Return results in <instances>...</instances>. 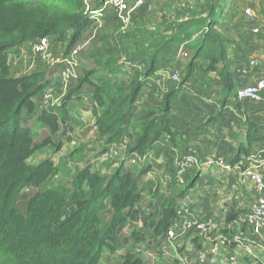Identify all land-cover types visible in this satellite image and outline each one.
Listing matches in <instances>:
<instances>
[{"label": "trees", "instance_id": "1", "mask_svg": "<svg viewBox=\"0 0 264 264\" xmlns=\"http://www.w3.org/2000/svg\"><path fill=\"white\" fill-rule=\"evenodd\" d=\"M104 1L93 0L89 5L87 0H0V264H102L106 255L111 258L113 248H117L116 254L124 251L115 258L118 264H145L143 257L133 253L135 245L145 244L134 228L136 223L147 229L150 244L157 248L152 252L162 258L158 237L171 228L181 204L178 200L190 189L188 185L175 197H162L161 188H154L148 178V154L160 153L165 137L171 143L176 141L165 114L178 89L192 77L195 62L205 63V73L217 72L223 84L230 82L225 69L229 40L217 29L214 16L216 10L223 9L219 5L222 0H203V7L185 3L175 7L172 15L164 14L148 32L141 33L140 39L133 40V50L123 56L129 68L122 70L118 64L121 56L97 57L92 69L67 89L59 106L48 111H36L35 100L51 84L56 67L49 73L12 76L10 50L46 37L68 55L93 23L88 10L99 9ZM117 27L122 28L118 20ZM179 46L191 55L182 82H165L167 92L160 96L161 109L132 117L127 124L147 80L163 64L175 62ZM220 64L224 66L218 70ZM95 76L98 78L93 82ZM225 91L230 97L232 84ZM84 92L92 100L96 140L104 144L97 155L107 154L133 130V139L126 142L121 159L109 167L112 172L107 173L108 164L99 168L88 162L67 175L69 161L77 152L58 164L50 159L30 164L29 160L48 145L60 150L61 143L53 136L66 122L70 102L80 100ZM158 112L164 113L159 119ZM35 115L50 131V136L37 144L27 126ZM136 156L147 160H141L133 170L130 158ZM170 163L167 159L166 166ZM169 171L171 174L173 169ZM169 186H176L173 179ZM146 191L152 198H163L162 202L153 207L141 204ZM128 225L134 228V242L118 249L115 241ZM201 242L193 239L198 253Z\"/></svg>", "mask_w": 264, "mask_h": 264}, {"label": "crops", "instance_id": "2", "mask_svg": "<svg viewBox=\"0 0 264 264\" xmlns=\"http://www.w3.org/2000/svg\"><path fill=\"white\" fill-rule=\"evenodd\" d=\"M185 3L203 7V0H180V6ZM219 5L223 9L216 10L214 16L218 20L217 29L229 40L225 69L230 73V82H226L228 85L223 84L217 72L205 73V63L197 61L192 77L178 89L171 102L170 111L165 114L176 141L171 143L165 137V142L159 145L161 152L156 150L149 153L147 160L151 165L148 178L159 176L153 184L154 188H161V194L167 187L165 182L161 183L163 176L165 178L170 172L169 169H174L177 162L191 148L197 152L202 162L216 156L222 157L232 166L247 167L250 159L257 157L258 172L264 176V102L239 101L233 95L236 89L254 85L264 77V0H222ZM244 10H250L256 22H249L244 16ZM172 13L166 15L170 16ZM208 22L212 21L209 19ZM254 28L259 29V34L252 33ZM253 61L256 66L250 65ZM223 66L220 64L217 69L220 70ZM162 72H156L153 81L161 82L159 76L165 77L166 71ZM231 84L232 95L227 97L225 88ZM165 85L166 83H163L160 95L167 92ZM140 96L141 94L132 111L133 117L135 114L142 115L143 104ZM72 106L70 103L69 107ZM149 109L159 111L161 106L155 101ZM163 114L158 112L157 118ZM94 121L92 119L91 126L96 135ZM99 145L101 148L104 144L100 142ZM167 159L171 160L168 167ZM160 174H163L162 179ZM189 177L190 189L178 200L180 206L188 205L199 216L211 217L217 223L216 229L208 239L200 243L201 251L198 253L192 234L187 233L174 244L167 242L164 234V241L160 242L162 258L154 253L150 255L146 249L143 250L144 245L139 244L135 245L133 253L143 257L145 264H184V256L189 259L188 263H194L204 256L206 264H230V255H235L240 264H264L263 252L253 250L252 258L247 250L233 241L236 235L246 233V210L256 196L251 183L240 177L237 172H222L216 167L192 170ZM176 246L179 248L176 249ZM166 248L175 255L166 253ZM179 249L184 253L182 257L175 253L177 250L178 254L181 253Z\"/></svg>", "mask_w": 264, "mask_h": 264}, {"label": "rangeland", "instance_id": "3", "mask_svg": "<svg viewBox=\"0 0 264 264\" xmlns=\"http://www.w3.org/2000/svg\"><path fill=\"white\" fill-rule=\"evenodd\" d=\"M93 0H87V3L91 5ZM135 0H128L129 3H133ZM145 2V8L142 10L143 13L136 18L131 25L127 26L126 28H119L117 27V19L115 17V13L113 11H108L105 14H102L101 16H96L93 18H90L93 22L91 27L85 32L83 38L79 41V43L74 47V49L68 54H64L62 51V48L53 40L48 38V46L44 50L42 54L40 53H33L29 44L21 45L15 49L10 50L9 54V63L11 66V72L12 76H24L28 75L34 72L38 71H47L48 73L51 72L52 69L57 68L55 71L56 73H52V82L56 83V86L54 87L57 92H60L63 86H66L67 88H70L72 84H74L75 80H69L66 82V84H62L59 80V77L57 78V72L60 71V65L58 63L64 58V57H74L76 62L79 65L78 68V76H81L83 72H87L92 69L93 63L97 60V57H106L109 55H116L121 56V60L118 62L119 65H121L122 70H126L125 68H129L130 65L126 63H123V56L128 53L130 50H133V40L140 39L141 33H144L145 31H149L151 27H154L158 22L159 19L164 15L168 14L175 7L180 6V0H143ZM177 4V5H176ZM191 5L194 6L193 3ZM197 6V5H196ZM88 9V7H87ZM109 19L108 22H105V20ZM76 52L73 54V52ZM14 53V54H12ZM191 59L190 53L183 49L182 46H179L176 48V55H175V62L172 64H163L157 73H161L162 70L166 71L164 74L165 77L159 76L161 78V82L153 81L152 79H148L146 82V85L142 88L140 94V100H142L143 106H141V114L145 115L146 112H148L152 108V104H155V101L159 105L160 101V94L163 91V83L165 82H171L172 84H180L182 82V79L184 78L186 74V63L188 60ZM177 63V64H176ZM200 65L198 64V67ZM56 67V68H55ZM195 69H196V63H195ZM164 73V72H162ZM173 74H178V81H173L171 79ZM97 76L94 77L93 82L97 80ZM168 79V80H167ZM165 81V82H164ZM149 82V83H148ZM193 82V81H192ZM86 90H88L89 87H85ZM89 90H91L89 88ZM35 100V99H34ZM37 100V99H36ZM35 100V103H36ZM183 100V99H181ZM184 101H186L184 99ZM137 102V101H136ZM71 108L68 109V115L65 123L60 124L59 127V133H57L54 137L57 138L55 141H59L61 143V148L59 151L55 150V148L52 145L46 146L43 150L37 152L30 160V164H38L41 163L45 159H50L54 163L61 162V160L72 153H75L73 156V160L69 161L70 167L69 171L66 172L67 175L71 174V171H74L78 167L81 168L82 164L88 163L95 165L96 167L101 168L103 164H108L106 166V169H109V167H112L114 164L113 162L117 159H121L122 154L128 147L127 144H122L123 148L120 149V153L117 157H110L107 159H103L102 156L97 155L100 145L98 141L96 140V135L92 131V119L94 120V113L92 112V100L90 99V94L84 92V94L81 96L80 100H75L70 102ZM136 105V103H135ZM134 105V106H135ZM36 106V104H35ZM134 109V108H133ZM35 110L38 111V108L35 107ZM49 109L46 108L44 111H48ZM43 111V112H44ZM91 111V114L89 112ZM137 114H135L136 116ZM24 116V114H23ZM134 116V117H135ZM176 116V115H175ZM131 116L128 121L126 122L129 124L131 121ZM36 115L33 119L29 120V123L27 126L32 130V137L34 138V142L37 144L39 142H42L45 138H48L50 136V131L47 128V126L40 124L36 121ZM94 128V127H93ZM96 131V130H95ZM132 135L133 130L129 131V133L125 136V138L121 142H130L132 141ZM91 153V154H90ZM79 158V159H77ZM134 162L131 164L132 169L136 170L138 167V163L140 162L136 157H134ZM104 160L103 162L100 160ZM118 162V161H116ZM117 164V163H116ZM97 169V168H96ZM105 169V168H104ZM175 169V170H174ZM173 169V172L164 178L163 174H160V177L163 180L161 183L166 184L167 187L163 189V195L164 198L167 197H175L179 192H182L185 190L191 182L190 180V172H187L185 176L181 180H177L175 178V171L176 167ZM110 170V169H109ZM105 170L108 174L112 172V170ZM65 174V175H66ZM189 174V175H188ZM157 176H151L152 182L156 181ZM145 179V178H144ZM172 179L174 180L176 187L169 186ZM169 184V185H168ZM181 184V185H180ZM179 185V186H178ZM172 188V189H171ZM168 191L170 193H168ZM161 196L163 197V195ZM147 197H144V200L141 204L143 205H150V207H153L154 205L161 203L163 198H152L151 193L146 191L144 193ZM249 206V204H248ZM146 206L145 208H147ZM143 212H146V209H143ZM246 212H248V207ZM135 230L139 232V236L142 238L144 237L145 244L144 247H149V250L147 251L150 255H153L152 250L157 249L154 244H150L151 242V236L147 235L145 228H143L142 223H136L134 224ZM134 228H130V225H128L121 233V236L115 241L116 246H118V249L127 247V244L129 243L132 246V242H134V238H132L131 234L134 230ZM151 234L150 231H148V234ZM147 235V237H146ZM161 240L164 241V234L162 236H159ZM143 240V241H144ZM143 245V244H139ZM158 246V244H157ZM179 246V245H178ZM176 246V249L179 247ZM115 249L112 250L111 258L109 256H105L102 260V264H118L115 261V258L119 259L121 256L124 255V251L118 252L116 254ZM175 249V250H176ZM166 253H172L174 252L170 251L168 248L165 249ZM178 251V250H177ZM175 252L178 257H182L184 255L183 251L179 249V252ZM148 254V255H149ZM175 255V254H174ZM153 259V263H154ZM187 262L189 260L187 259ZM148 263V262H147Z\"/></svg>", "mask_w": 264, "mask_h": 264}, {"label": "built area", "instance_id": "4", "mask_svg": "<svg viewBox=\"0 0 264 264\" xmlns=\"http://www.w3.org/2000/svg\"><path fill=\"white\" fill-rule=\"evenodd\" d=\"M145 8L143 0H135L129 3L128 0H105L101 7L97 10H88L89 18L101 16L108 11L115 13L116 19L126 28L131 25L133 17L136 16L142 9ZM244 16L249 22H256L253 13L250 10H244ZM253 34H259V29L254 28ZM33 53L42 54L48 46V38H41L30 44ZM76 52L74 51L73 54ZM68 56V55H67ZM60 71L57 72V78L62 84H66L69 80H75L78 76L79 65L74 57H64L59 63ZM251 66H256V63L250 62ZM171 79L178 81V74H173ZM52 80V77H51ZM56 83L51 82L44 92L37 98L36 107L38 112L44 111L46 108L52 109L59 106L67 92V87L63 86L60 92L55 90ZM234 97L239 101H251L254 103L264 102V77L258 80L254 85L238 88L234 92ZM120 142L115 145L107 154L103 155V159L117 157L120 149L123 148ZM139 161L147 160L146 157H137ZM135 158H130L131 164ZM247 167L227 163L222 157L207 158L204 162L200 160L197 152L191 148L188 149L182 159L176 164L175 177L181 180L187 172L198 170L202 167H216L222 172H237L240 177L250 182L252 189L255 192L254 199L249 203L248 212L245 217L246 233L238 234L233 238L237 246L247 250L252 258V251L264 253V176L258 172L259 158L252 157ZM217 223L211 217H201L188 205H181L175 211V218L171 228L166 232L165 237L167 242L174 244L177 240L183 238L185 234H192L193 238L200 240L208 239L210 234L216 229ZM189 260V259H188ZM184 264H206L205 257L198 258L194 263H188L187 257L182 258ZM228 262L230 264H240L235 255H230Z\"/></svg>", "mask_w": 264, "mask_h": 264}]
</instances>
